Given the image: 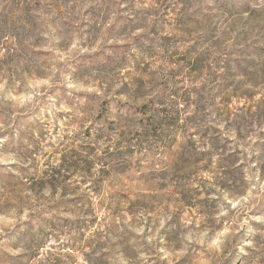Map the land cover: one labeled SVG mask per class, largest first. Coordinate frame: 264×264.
<instances>
[{"label": "rangeland", "instance_id": "rangeland-1", "mask_svg": "<svg viewBox=\"0 0 264 264\" xmlns=\"http://www.w3.org/2000/svg\"><path fill=\"white\" fill-rule=\"evenodd\" d=\"M0 264H264V0H0Z\"/></svg>", "mask_w": 264, "mask_h": 264}]
</instances>
